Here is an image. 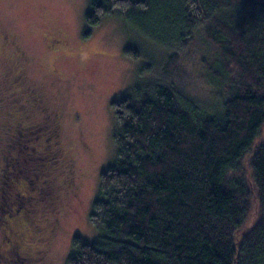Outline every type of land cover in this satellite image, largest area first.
Listing matches in <instances>:
<instances>
[{
  "label": "trees",
  "instance_id": "1",
  "mask_svg": "<svg viewBox=\"0 0 264 264\" xmlns=\"http://www.w3.org/2000/svg\"><path fill=\"white\" fill-rule=\"evenodd\" d=\"M106 15L162 49L165 74L193 54L228 95L215 97L216 109L177 81L155 82L112 102L118 149L89 214L100 233L74 235L68 264H264V0L90 1V25ZM125 54L140 57L135 47ZM10 179L7 203L20 184Z\"/></svg>",
  "mask_w": 264,
  "mask_h": 264
},
{
  "label": "rangeland",
  "instance_id": "2",
  "mask_svg": "<svg viewBox=\"0 0 264 264\" xmlns=\"http://www.w3.org/2000/svg\"><path fill=\"white\" fill-rule=\"evenodd\" d=\"M90 1L0 0V210L13 216L8 233L0 219V251L12 248L11 259L0 258V264H68L74 235L92 241L100 233L89 214L99 174L118 149L112 102L155 82L177 81L214 106L216 96L228 95L226 84H215L209 67L193 54L181 59L175 74H165V53L126 18L106 15L90 25ZM132 16L139 24L141 16ZM127 47L137 48L140 57L125 54ZM57 117L54 144L46 146L49 123ZM30 144L48 148V160L35 166L41 169L36 178ZM13 176L21 187L9 191H24L28 184L32 197L18 213L14 208L22 201L1 202Z\"/></svg>",
  "mask_w": 264,
  "mask_h": 264
},
{
  "label": "flooded vegetation",
  "instance_id": "3",
  "mask_svg": "<svg viewBox=\"0 0 264 264\" xmlns=\"http://www.w3.org/2000/svg\"><path fill=\"white\" fill-rule=\"evenodd\" d=\"M59 117V116H58ZM58 117L56 118V119H52L51 120V123H49V127H48V134H49V140H50V138H52V137H56L57 135L54 133L55 131H56V128L58 129V126H59V124H58ZM30 126H35V125H29V127L28 128H31ZM54 144V143H53ZM48 145H52V144H50V143H48L46 146H48ZM41 146L42 145H40V146H38V147H35L34 145L33 146H31V144L29 145V147H30V150L33 152V153H31V158H33V159H35V158H38V155H37V153H38V150H39V152H42V153H44L45 154V151H41ZM40 147V148H39ZM37 155V156H36ZM13 159V161L14 162H18V164H19V159L17 158V155L16 156H14V158H12ZM34 161V160H33ZM31 165V164H30ZM22 190V189H21ZM20 190H17V191H13V195L11 196L12 197V199L13 200H17L18 202L19 201H22V202H26L27 200H28V198H26V196H24V195H22L20 192H19ZM23 191V190H22ZM25 191V190H24ZM3 198L4 199H6L5 198V196H3ZM1 210H3V215H1L0 216V219H1V221H3L4 220V223H3V233H4V231H7V233L10 231L9 230V228H10V226H12L13 227V224H11V223H13V221L10 219V217L8 216V214H7V212H6V209H5V207H2L1 208ZM1 210H0V212H1ZM9 230V231H8ZM13 247V246H12ZM11 249L12 248H7V249H3V250H1L0 251V258L1 259H5V258H9V259H11ZM3 252V253H2Z\"/></svg>",
  "mask_w": 264,
  "mask_h": 264
}]
</instances>
